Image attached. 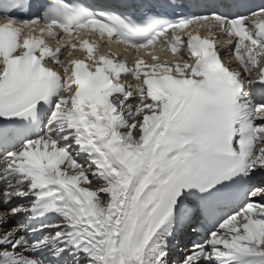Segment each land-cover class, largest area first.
I'll return each instance as SVG.
<instances>
[{
  "label": "snow or ice",
  "instance_id": "obj_1",
  "mask_svg": "<svg viewBox=\"0 0 264 264\" xmlns=\"http://www.w3.org/2000/svg\"><path fill=\"white\" fill-rule=\"evenodd\" d=\"M261 58L264 2L0 0V264H264Z\"/></svg>",
  "mask_w": 264,
  "mask_h": 264
}]
</instances>
